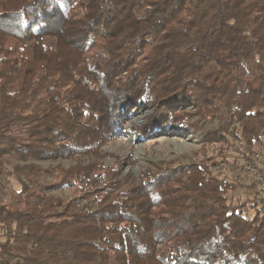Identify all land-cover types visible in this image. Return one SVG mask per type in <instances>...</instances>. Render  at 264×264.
I'll return each instance as SVG.
<instances>
[{
  "label": "trees",
  "instance_id": "trees-1",
  "mask_svg": "<svg viewBox=\"0 0 264 264\" xmlns=\"http://www.w3.org/2000/svg\"><path fill=\"white\" fill-rule=\"evenodd\" d=\"M141 106L153 109L143 139L226 112L203 137L219 145L214 160L227 166L232 140L228 173L260 167L264 0H0V264H264L254 185L232 202L241 185L206 152L139 178L103 174V145ZM10 179L21 189L2 194Z\"/></svg>",
  "mask_w": 264,
  "mask_h": 264
},
{
  "label": "rangeland",
  "instance_id": "rangeland-1",
  "mask_svg": "<svg viewBox=\"0 0 264 264\" xmlns=\"http://www.w3.org/2000/svg\"><path fill=\"white\" fill-rule=\"evenodd\" d=\"M25 31L27 40L32 41L35 37V32L29 29L27 24L25 25ZM46 37L49 47H54L55 41L52 40L48 34H46ZM96 54V51H92L87 55L90 62L96 63L94 61ZM187 109L194 112L191 107ZM152 112V108L141 106L121 116L120 123L124 129L123 132L109 138L102 147L103 174L107 170L119 166L123 175L132 174L135 178H139L141 173L150 167L152 163H171L173 161H177V163H188L194 159L196 153L199 152L200 156H203V153L206 152L204 156L208 155V157L212 158L209 164L215 165V175H217L218 169L221 168L222 170H220V172L223 173V176L226 175L229 181H234L241 185V188L236 192L229 194L232 202L237 203L238 201L251 200L254 198V192L247 189L251 181L244 175L241 167L240 169L237 168L234 170L233 173H228L229 167L232 166L235 159L240 157L239 148H241L242 145L231 140L228 157L225 160L228 167H223L225 164L222 162L223 160L221 158L214 160L218 155L217 151H219V145L208 144L203 141V137L219 130L227 122L228 117L226 112H223L219 118L199 122L198 126L194 129H166L150 135L147 139L140 138L137 134V130L148 123ZM198 119L199 118L195 116L190 122L193 123L198 121ZM13 136L22 142L26 141L25 137L21 135L20 129H15ZM262 149L263 148L259 150ZM200 156L198 160L202 159ZM261 162L264 164V150ZM50 164L54 166L58 165V163H41L39 165L47 169L51 166ZM61 164L64 168L68 169L71 165L75 164V161L67 159L62 161ZM218 176L220 175L218 174ZM44 179L46 181H51L52 176L47 173ZM6 189L7 192L2 191V194H8V192H10L9 190H20L21 185L15 179H10L8 183L6 182ZM56 194L67 199L74 194V189L64 188L57 191ZM4 196L8 198L5 194Z\"/></svg>",
  "mask_w": 264,
  "mask_h": 264
},
{
  "label": "built area",
  "instance_id": "built-area-1",
  "mask_svg": "<svg viewBox=\"0 0 264 264\" xmlns=\"http://www.w3.org/2000/svg\"><path fill=\"white\" fill-rule=\"evenodd\" d=\"M262 155L263 149L257 151L254 155V160L261 162ZM243 172L247 179L254 185L257 196L264 205V164L261 162V166L257 167L252 163H246Z\"/></svg>",
  "mask_w": 264,
  "mask_h": 264
}]
</instances>
